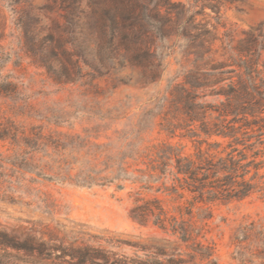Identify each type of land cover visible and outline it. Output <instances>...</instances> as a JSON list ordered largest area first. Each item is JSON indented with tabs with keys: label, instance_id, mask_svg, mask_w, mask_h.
<instances>
[{
	"label": "rangeland",
	"instance_id": "rangeland-1",
	"mask_svg": "<svg viewBox=\"0 0 264 264\" xmlns=\"http://www.w3.org/2000/svg\"><path fill=\"white\" fill-rule=\"evenodd\" d=\"M177 4L188 9L182 21L195 14L206 24L216 52L221 40L233 48L250 28L264 32V0H0V83L14 85L0 89L1 228L21 241L96 243L87 236L94 235L126 254L135 251L115 240L166 237L129 217L135 185L87 188L47 177L59 167L117 165L121 152L167 140L161 117L151 114L170 86L184 81L194 56H185L177 29L163 28L153 44L142 25L180 17ZM153 52L163 58L158 69L147 56ZM59 141L67 147L62 155L54 149ZM182 145L192 151L190 143ZM95 146L102 155H84ZM206 225L217 264H264L260 195L215 206Z\"/></svg>",
	"mask_w": 264,
	"mask_h": 264
},
{
	"label": "trees",
	"instance_id": "trees-1",
	"mask_svg": "<svg viewBox=\"0 0 264 264\" xmlns=\"http://www.w3.org/2000/svg\"><path fill=\"white\" fill-rule=\"evenodd\" d=\"M176 6L181 8L180 17L142 25L152 31L153 44L154 35L163 28L177 29L185 42V56H194L184 81L170 86L167 96L156 101L157 113L151 114L153 119L161 117L158 125L167 140L148 150L121 152L117 165L59 167L55 177H47L87 188L122 190L125 183L135 185L139 192L129 217L140 225L151 224L166 237L115 240L119 247L135 251L126 254L111 246V241L97 243L101 239L94 235L87 236L96 243L34 240L32 236L21 241L0 227V264H217L214 248L204 236L213 208L254 194L264 198V32L250 28L233 48L221 40L222 48L216 52L217 39L204 30L206 24L197 21L195 14L182 21L188 9ZM147 56L156 69L162 67L161 56L155 52ZM13 86L0 83V89ZM207 97L221 99L213 104ZM167 110L173 116L165 114ZM172 139L177 143H171ZM182 141L192 145L190 153H185ZM44 142L48 146L45 137ZM64 144L59 141L54 147L60 155L67 151ZM102 149L95 146L83 153L100 156ZM146 194L153 195L145 198Z\"/></svg>",
	"mask_w": 264,
	"mask_h": 264
}]
</instances>
